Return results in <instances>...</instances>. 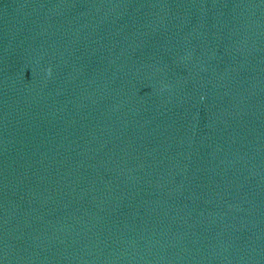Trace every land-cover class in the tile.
Returning <instances> with one entry per match:
<instances>
[{
  "label": "water",
  "instance_id": "obj_1",
  "mask_svg": "<svg viewBox=\"0 0 264 264\" xmlns=\"http://www.w3.org/2000/svg\"><path fill=\"white\" fill-rule=\"evenodd\" d=\"M0 264H264V0H0Z\"/></svg>",
  "mask_w": 264,
  "mask_h": 264
}]
</instances>
